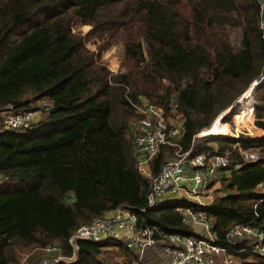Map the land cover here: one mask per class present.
<instances>
[{"label":"trees","instance_id":"obj_1","mask_svg":"<svg viewBox=\"0 0 264 264\" xmlns=\"http://www.w3.org/2000/svg\"><path fill=\"white\" fill-rule=\"evenodd\" d=\"M41 13L8 43L17 26ZM82 25L90 26L84 35L77 30ZM230 29L239 31L236 46ZM94 38L91 50L86 43ZM116 42L123 52L112 71L102 54ZM261 75L264 13L258 0H0V108L40 113L24 130L0 125V264H19L21 252L31 253L25 261L33 264L52 244L71 256L72 233L121 205L160 233L197 235L175 209L185 199L146 207L150 178L138 170L133 151V103L146 99L165 111L176 103L184 116L180 145L187 150L194 135ZM252 95L254 124L264 130V79ZM249 97L248 104H237L240 110ZM214 138L217 150L194 149L230 152L224 194L203 208L210 231L218 244L231 246L237 264H264L263 255L239 251L242 241L226 238L235 223L264 231V133ZM252 145L260 157L246 162L238 146ZM172 149L163 146L152 159V174ZM114 246L131 261L140 258L120 240H78L67 264H115L104 256Z\"/></svg>","mask_w":264,"mask_h":264},{"label":"built area","instance_id":"obj_2","mask_svg":"<svg viewBox=\"0 0 264 264\" xmlns=\"http://www.w3.org/2000/svg\"><path fill=\"white\" fill-rule=\"evenodd\" d=\"M258 4L260 14L263 15L264 0H258ZM263 79L264 75H261L251 83L250 87L255 88ZM133 106L139 116V129L133 134L132 139L137 168L140 171L142 167H146L145 174L141 171L140 173L150 178L146 207L159 206L170 196H174L173 202L184 198L190 203L179 204L175 209L182 214L185 223L198 224L205 231L204 235L194 236L178 232L165 234L164 237L170 243L164 249L167 260L160 264H237V258L230 252L231 246L216 242L210 231L208 216L203 209L207 204L200 199V196H204L209 191L212 179L221 174L224 169L229 168L230 152L210 154L194 151L196 138L207 137L211 133V127L221 129L226 123L219 117L209 129L195 134L190 148L183 150L180 137L183 133L184 116L178 111L176 103H172L171 106V109L177 112L175 123L168 120L162 107L146 99L133 103ZM33 113L17 111L8 104L0 108V125L6 130H24L35 121L36 116ZM132 126L133 124L131 130H133ZM223 128L226 130L223 136H238L236 130L227 131L226 127ZM238 144L236 142L233 146ZM163 146L172 147L174 152L164 159L159 170L152 174L149 163ZM238 152L242 160L246 162L257 161L260 157L258 151L250 148L244 149L238 146ZM156 234H160L156 225L145 224L140 220L138 213L121 205L114 208L110 214L96 217L88 224H81L72 233L68 239L73 249L71 256L62 255L58 245L52 244L46 248L45 255L33 264H67L74 259L78 240L96 243L105 242L110 238L120 240L130 251L139 253L141 257L146 248L155 244ZM226 238L230 243L242 241L239 251L264 256V231L260 229L248 224L235 223L227 230Z\"/></svg>","mask_w":264,"mask_h":264},{"label":"rangeland","instance_id":"obj_3","mask_svg":"<svg viewBox=\"0 0 264 264\" xmlns=\"http://www.w3.org/2000/svg\"><path fill=\"white\" fill-rule=\"evenodd\" d=\"M44 15H45V13H41L38 15L37 18L32 19L31 21H26V22L20 24L19 26H17L10 33L9 38H8V43L12 44L13 42H15L19 38L21 33H23L25 30H27L30 26H32L36 22H38ZM89 28H90L89 25H82L77 30L80 31L82 35H84L89 30ZM229 34H230V41L232 42V44L235 46L238 45V41H239L238 29H230ZM94 42H96L95 38L88 40L86 43L87 47L90 48L91 50H95L97 48V43L94 44ZM122 52H123V48H122V44L120 42H116V43L112 44V46L110 48H108L106 51L103 52V60L110 70H112L116 67H117V69L112 70V71H117L119 69L121 59H122ZM254 90L252 91L253 93H254ZM242 95L237 100H235L234 102L238 101L242 97ZM245 97H246V95H244L242 97L239 104L243 103L242 105H244V103L248 102L247 100H245L246 99ZM248 97H249V95H248ZM151 103H153V102H151ZM253 103H254V100H253V95H252V99L249 97V105L247 108L240 110L239 106L241 104L240 105L238 104L239 106L237 105L233 110L229 111L230 108L228 107L226 110H224L222 113H220L213 120V122L210 124V126L202 129L201 131L209 129L212 126V124L216 120H218L219 117H221L222 122L226 123L227 131H235L236 130L238 132V136L241 135L243 137H248V138H251V137L258 138L256 136L257 135V132H256L257 129H255L257 126L254 124V111H253L254 104ZM227 111H229V113ZM165 113H166L167 118L170 122H172V123L176 122V120H177L176 110L170 109L169 111H165ZM33 114H34V116L39 118L40 113L35 112ZM135 116H137V117H135ZM135 116H134L135 118L133 117L134 119L132 121L133 122L132 123L133 124V126H132L133 130H131L132 139H133V134L137 133L138 129H139V127H138L139 116L137 113L135 114ZM239 119H241L242 122H246L247 120L250 119V121H249L250 123L248 124L246 122V123H244V125L240 126L238 124V122H236ZM218 130L216 131V130H214V127H211V133L209 136L199 137L196 139H198L199 142H202V140H206L205 145L210 144L212 146L214 143H217V141L215 140L214 137H217V136L226 137V136H228V135H224V136L222 135V134H224L223 132H225V129H220L221 131H218ZM214 132H216V133H214ZM213 134H220V135H213ZM207 138H210V140H207ZM245 141L249 142V140H245ZM249 148L254 149L256 151H260V148L256 145L249 146ZM212 149H214V148H212ZM216 150H217V147H216ZM173 152L174 151L172 150L170 153H168L164 159H166L167 157H170L173 154ZM145 170H146V167H142L140 171L143 174H145L144 173ZM219 191H220V189H219ZM220 192H222V191H220ZM163 243H164V240L159 239V238L156 239L155 244L153 246L146 248L145 251L143 252V254L141 255V257L137 260V262L139 264H146V263L156 264V263L165 262V260H166L165 257L161 256L160 253L157 252V251H159V249H157L158 247H156V249H155V246H161ZM166 245H168V244H166ZM111 248L112 249L108 248L110 251H108V253L104 254V256H106L109 259V261L114 262L115 264H116V262H117V264H132V261L130 260L132 257L131 255L125 254L122 251H118L119 253H115V250L116 251L118 250L116 246L111 247ZM28 254L30 255L31 253H27V252H25L23 254H22V252L20 253L19 264H26L25 258L28 256Z\"/></svg>","mask_w":264,"mask_h":264},{"label":"crops","instance_id":"obj_4","mask_svg":"<svg viewBox=\"0 0 264 264\" xmlns=\"http://www.w3.org/2000/svg\"><path fill=\"white\" fill-rule=\"evenodd\" d=\"M102 60H103V54H102ZM103 62H104V60H103ZM105 63V62H104ZM106 64V63H105ZM117 69V67L116 68H114V69H112V70H116ZM255 129H257L256 130V132H257V137H260V136H262L263 135V133H264V130L263 129H261L260 127H256ZM236 143V142H235ZM239 143V142H238ZM234 144V143H233ZM197 145L200 147V146H205V140H202V142H199V140L197 139L196 140V146H195V150H196V147H197ZM214 145V146H213ZM212 146L210 145V144H208L207 146H209V147H212V148H214V149H216V147H217V145L214 143ZM240 145V144H239ZM213 149V150H214ZM173 150V149H172ZM194 150V151H195ZM151 162V161H150ZM222 173L220 174H218V175H216L213 179H212V181L210 182V188H209V191L206 193V194H204V196L202 195V196H200V199L201 200H204L205 202H206V204H209L212 200H214V198H217V196L218 195H222V194H224V192L222 191V192H220L219 191V189H220V184H221V179L224 177V176H228V173H229V171H221ZM182 198V197H181ZM180 198V199H181ZM182 200H184V198H182ZM186 200V199H185ZM174 201V196H170V198H168L167 200H165L163 203H161L159 206H162V205H164L165 203H167V202H173ZM187 201V200H186ZM190 202H188L187 201V203L186 204H189ZM112 211V210H111ZM111 211H109L107 214H110L111 213ZM106 214V215H107ZM188 225H190L191 226V228H192V231L195 233V234H199V235H204V233H205V231L203 230V228L200 226V225H198V224H193V223H191V222H186ZM165 234H168V233H160V235H162L163 237H164V235ZM162 240H164V243L161 245V246H155V249H156V247H158L157 249H159V251H157L158 253H160V255L161 256H163V257H165V259L167 260V258H166V256L164 255V249H165V246H166V244H169L170 242L165 238V239H163V238H161ZM130 253V252H129ZM135 254V253H134ZM165 260V261H166ZM164 263V262H163ZM63 264V263H62ZM132 264H139L138 262H137V260H133L132 261ZM156 264H160V263H156Z\"/></svg>","mask_w":264,"mask_h":264},{"label":"bare ground","instance_id":"obj_5","mask_svg":"<svg viewBox=\"0 0 264 264\" xmlns=\"http://www.w3.org/2000/svg\"><path fill=\"white\" fill-rule=\"evenodd\" d=\"M248 89H250L249 91H248V93L246 94V99L245 100H247L248 101V95L254 90V88H252V86L251 87H249ZM247 89V90H248ZM246 90V91H247ZM253 93V92H252ZM244 94V93H243ZM243 96V95H242ZM242 98V97H241ZM240 98V99H241ZM239 99V100H240ZM236 101V102H234V105L232 106V108H230V110L229 111H231V110H233L236 106H237V104L240 102V101ZM246 104H248V102L247 103H244V105H246ZM244 105H242V106H244ZM229 111H227L228 113H229Z\"/></svg>","mask_w":264,"mask_h":264},{"label":"water","instance_id":"obj_6","mask_svg":"<svg viewBox=\"0 0 264 264\" xmlns=\"http://www.w3.org/2000/svg\"><path fill=\"white\" fill-rule=\"evenodd\" d=\"M255 88H256V87H255ZM255 88H254V89H255ZM233 105H234V104L230 105L229 108H232ZM209 226H211V224H209Z\"/></svg>","mask_w":264,"mask_h":264}]
</instances>
